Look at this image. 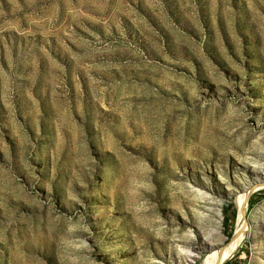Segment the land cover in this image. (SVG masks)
I'll list each match as a JSON object with an SVG mask.
<instances>
[{
    "label": "rangeland",
    "instance_id": "1",
    "mask_svg": "<svg viewBox=\"0 0 264 264\" xmlns=\"http://www.w3.org/2000/svg\"><path fill=\"white\" fill-rule=\"evenodd\" d=\"M239 197L264 264V0H0V264H205Z\"/></svg>",
    "mask_w": 264,
    "mask_h": 264
},
{
    "label": "bare ground",
    "instance_id": "2",
    "mask_svg": "<svg viewBox=\"0 0 264 264\" xmlns=\"http://www.w3.org/2000/svg\"><path fill=\"white\" fill-rule=\"evenodd\" d=\"M261 184H262L261 179L256 178L254 180L253 187H261ZM197 195H198V198L200 200L209 201V202H212V200H213L212 197L210 198V195L208 193H206L205 191H202V190H197ZM237 201H238V208H239V210L242 211V213L240 215L238 222L236 223L234 236L231 238L230 244L228 245V247L225 250H220V251H218L216 248L211 246V251L213 253L208 258V260L205 261V264H222V262L226 258V256H228L233 251H235L238 248V246L240 245V243L242 242V240L244 239V236H245V219H244L245 198L239 197ZM258 210H259V208L256 209L255 211L257 212ZM256 212H253V214ZM254 223H255L254 221H252V223H251V232L249 234L250 237H252L254 235V232L252 233V231H253V229H255V225H256ZM176 243H177L176 245L179 249L180 255L184 259L186 264L189 262H192L194 260V258L196 257V255L198 254V252H199L198 250L203 249L204 244H206V243H204V241H199L198 243H196L197 244L196 245L194 242V239L191 237V235H188L187 237L179 239ZM150 264H162V262L159 260H156V258H155L150 262Z\"/></svg>",
    "mask_w": 264,
    "mask_h": 264
},
{
    "label": "water",
    "instance_id": "3",
    "mask_svg": "<svg viewBox=\"0 0 264 264\" xmlns=\"http://www.w3.org/2000/svg\"><path fill=\"white\" fill-rule=\"evenodd\" d=\"M233 236H234V234H233ZM233 236H232V237H233Z\"/></svg>",
    "mask_w": 264,
    "mask_h": 264
}]
</instances>
